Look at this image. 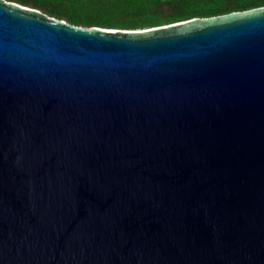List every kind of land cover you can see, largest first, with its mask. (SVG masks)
<instances>
[{
  "label": "water",
  "instance_id": "water-1",
  "mask_svg": "<svg viewBox=\"0 0 264 264\" xmlns=\"http://www.w3.org/2000/svg\"><path fill=\"white\" fill-rule=\"evenodd\" d=\"M0 264H264V6L123 30L0 0Z\"/></svg>",
  "mask_w": 264,
  "mask_h": 264
},
{
  "label": "trees",
  "instance_id": "trees-1",
  "mask_svg": "<svg viewBox=\"0 0 264 264\" xmlns=\"http://www.w3.org/2000/svg\"><path fill=\"white\" fill-rule=\"evenodd\" d=\"M82 28L145 29L264 6V0H5Z\"/></svg>",
  "mask_w": 264,
  "mask_h": 264
}]
</instances>
